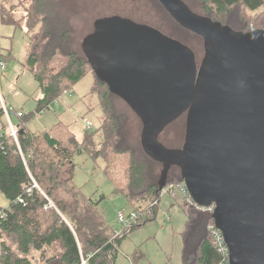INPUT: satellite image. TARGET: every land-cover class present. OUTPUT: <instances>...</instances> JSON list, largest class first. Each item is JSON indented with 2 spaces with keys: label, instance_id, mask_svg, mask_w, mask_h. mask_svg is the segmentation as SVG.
<instances>
[{
  "label": "trees",
  "instance_id": "trees-1",
  "mask_svg": "<svg viewBox=\"0 0 264 264\" xmlns=\"http://www.w3.org/2000/svg\"><path fill=\"white\" fill-rule=\"evenodd\" d=\"M5 1L0 4L1 23L13 24L16 27L12 20L14 7L11 4L8 7ZM29 1L25 10L31 32V36H28V33L26 35L29 42L26 67L37 81L41 94L35 112L49 110L48 105L55 104V100L59 103L66 92H72L75 84L91 72L94 76L91 91L98 93L100 99L98 105L101 106L103 116L101 149L91 152L93 156L91 157L93 159L101 157L104 160L103 172L112 182L114 192L124 195L130 205L131 209L126 214L136 211L143 216L137 224L123 228L122 233L112 238L114 231L107 226L98 207L105 196L101 195L97 201H93L92 197L85 196L81 187L73 182L74 166L71 163L73 154L80 146L86 152L87 144L94 146L93 137L98 130L93 131L90 129L91 126H85L83 138L78 143L69 125L62 121H57L50 128L36 133L26 130L22 123L28 118L23 113L20 116L21 129L17 132L18 144L8 136V131L0 135V198L8 203L7 207L0 203V264H32L30 252H48L53 244L58 245L56 256L46 264H81L82 260L85 264H114L118 248L126 234L156 219L159 206L150 212L154 204L150 206L149 203L159 193L158 180L162 163L149 155L142 146V121L139 116L137 117L141 121V128L138 137L132 143L126 140L124 132L127 116L124 112L118 111L112 98L113 94H117L112 92L108 83L95 73L87 56L81 52L79 47L83 39L78 46L76 31L68 22V17L58 12L60 6L58 0ZM155 1L160 4L178 31L166 34L146 25L164 36L179 40L192 50V40L200 43L203 48L201 60L197 62L200 66L205 56L203 37L179 24L158 0ZM198 1H200L198 6L201 7L195 9L189 0H183L197 15L241 31L251 29L246 14L252 12L253 15L259 9H264V0ZM200 8L203 10L201 13ZM100 18L103 17L97 19ZM263 25L264 20L252 24L255 28ZM34 30H37V34L32 33ZM0 55L5 62L9 59V52L5 54L1 48ZM180 116L169 121L158 133V141L163 145L165 143L159 139V135L170 123V125L176 123ZM5 127L8 128V122L1 107L0 128ZM167 132L168 130H165L164 136L168 141L163 139L166 145L172 147L171 149L181 148L185 130L183 129L180 141V132L173 131L172 136L176 137L170 139L172 141L168 139ZM121 156H126L125 163L122 164L124 167L122 174L125 175L116 172L122 181L110 172L111 164ZM119 160L116 159V164L120 163ZM65 162L69 163L67 174L62 171ZM63 175L65 177L61 178ZM34 181L39 188L41 186L44 188L42 189L44 194L34 186ZM166 182L184 183L180 167L176 165L170 167ZM175 191L184 197L178 189L172 190ZM65 194L70 196V201ZM59 195L61 197L58 198ZM51 200L55 201L58 210L55 206V208L48 206ZM194 205L187 202L181 204L187 217L181 232V264H218L221 257L212 245L208 230V225L213 222L212 213L197 209ZM150 213L152 215L148 216ZM164 213L168 214V211ZM169 220L170 218L167 221ZM5 237L13 240L16 256L3 241Z\"/></svg>",
  "mask_w": 264,
  "mask_h": 264
},
{
  "label": "water",
  "instance_id": "water-1",
  "mask_svg": "<svg viewBox=\"0 0 264 264\" xmlns=\"http://www.w3.org/2000/svg\"><path fill=\"white\" fill-rule=\"evenodd\" d=\"M158 1L203 37L200 66L186 45L115 17L95 20L83 52L141 119L142 146L162 163L159 190L170 167H180L193 202L214 205L229 264H264L263 29L236 30L197 15L183 0ZM183 112L182 147L167 148L158 133Z\"/></svg>",
  "mask_w": 264,
  "mask_h": 264
},
{
  "label": "rangeland",
  "instance_id": "rangeland-1",
  "mask_svg": "<svg viewBox=\"0 0 264 264\" xmlns=\"http://www.w3.org/2000/svg\"><path fill=\"white\" fill-rule=\"evenodd\" d=\"M29 2V0L5 1V4L8 7L10 4L14 7V11L12 10V20L14 21L16 27H14L13 24H4L3 22L0 24V48L4 51L8 49L10 44H13L14 50H11V57L9 56V59L5 64V67L12 64L11 66L13 68V72L22 70L21 64L22 60H24L26 47L28 45V38L26 35L27 33L28 36L31 34V32H29V23L25 12ZM58 2L60 3L58 12L63 13L62 15H65L66 18L68 17V22H70L76 31L78 46L80 41L85 36L94 31V21L99 17H115L113 21L120 22L125 19H129L137 24H147L159 32H164L166 34H171L172 31H178L163 11L160 4H157L155 0H58ZM189 2L195 9L200 6H198L200 3L198 0H189ZM1 3H3V0H0V4ZM202 11L203 10L200 8V13ZM246 16L251 26V29L248 31L260 28H255L252 24H256V22L264 20V9H259L254 12L253 15L252 12H249ZM36 31L37 30H34L32 33L35 32L37 34ZM173 40L179 42L177 39ZM191 44L194 51L191 48L190 50L194 53L196 62L199 63L203 55V48L200 43H195L193 40L191 41ZM79 48L82 52L81 47ZM5 54H7V52H5ZM19 74H21V71L17 75ZM5 77L6 79L1 77L0 81L1 95L9 103L12 100L13 95L10 91L13 88H15L16 91L18 90L17 93L19 96H16V98L11 102V105L15 106L17 109L19 108L16 107L18 106L17 101L20 99L23 100L21 101V105L24 111L22 112L27 115V129L30 131L36 133L44 127H49L57 121H62L69 125V128L74 133V139L79 143L83 138V132L86 129L85 126L88 122L91 124V130H98L94 133V146L87 144L85 146L87 152L80 146V148H78V150H76L73 154L71 159V163L74 166L73 182L81 187L80 189L85 196L92 197L93 201H97L101 195L105 196L99 203V213H101L107 226L114 231L113 235L111 234V231H109L112 238L117 235L116 233H122L123 227L121 223L117 222L116 215L120 210L125 214L128 213L131 209L130 205L124 195L114 192L112 182L103 172L105 165L104 160L101 157L93 159V156L91 155V152L94 153L96 150L101 149L100 143L103 138L101 128L103 124V116L101 106L98 105L100 99L98 93L91 91L94 80L93 74L88 72L81 80H79L75 84L71 93L66 92L57 105L53 104V110H42L41 112H35V110H33L35 108L36 95L38 96L40 92L37 89V82L34 80L33 74L26 67L24 68V75L17 81L14 80L11 73L10 75L6 73ZM95 85L96 84H94V86ZM20 87L28 90L25 95L26 97H23L24 95L20 94ZM112 98L115 100L118 111L124 112L127 116L125 121L126 130L124 133L126 140L132 143L138 137V133L141 128V121L124 99L114 94ZM185 122L186 112H183L179 120H176V123L173 125H170V123L168 127L161 132L159 139L165 143L164 146L170 148V146L166 145V141L168 140L164 136L165 130H168L167 137L169 140L176 137L174 135L172 136L173 131H176V133L180 132V141L183 136V129L185 130ZM78 135L80 137L79 139L77 137ZM116 159H120V163L116 164ZM116 159L111 164L110 172L111 175L116 178L118 177V179L122 181L120 175H125L122 174L124 172L122 164L123 162L125 163L126 156H121ZM64 164L65 165L62 166V171L64 170V173L67 174L69 163L65 162ZM154 167L158 168L156 165H154ZM116 171H119L118 173L121 174L119 175ZM64 177L65 175L61 178ZM34 182L36 183V181ZM166 185L169 186L167 189H171L174 186H177L176 189L178 190L181 189L179 182H166L163 188H165ZM39 189L44 194V188L41 186ZM160 192L161 189L159 190L158 196L149 203L150 206L151 204H154L151 207L150 212L154 207L159 206L156 219L148 221L143 225L132 229L126 234L118 248L114 264H181V232L184 229L187 219L181 204H184L187 201L176 191L172 192L171 190H167V192L163 194H160ZM59 197H61V195H59L58 198ZM69 197L70 196L67 197L68 201H70ZM49 203L56 207L54 204L55 201H49ZM187 204L194 205L192 202H187ZM198 206L195 207L199 209ZM210 206H213L214 208L213 204ZM55 209L58 210L57 207ZM164 211H168L169 215L167 213L165 214ZM163 213L165 214V218L163 217ZM151 215L152 214L150 213L148 216ZM168 218H170L169 221H167ZM3 241L11 250H13L12 253L16 256L17 252L14 251L15 245L13 240L10 237H5ZM57 246V244H53L50 247L51 250L49 249L48 252H30L29 258L31 263L46 264L48 260L54 259L57 253Z\"/></svg>",
  "mask_w": 264,
  "mask_h": 264
},
{
  "label": "built area",
  "instance_id": "built-area-1",
  "mask_svg": "<svg viewBox=\"0 0 264 264\" xmlns=\"http://www.w3.org/2000/svg\"><path fill=\"white\" fill-rule=\"evenodd\" d=\"M0 24H1V10H0ZM260 28L263 29V32H264V25ZM5 63L6 62L2 59V57L0 55V77H1L3 70L5 69ZM69 93H71V92H69ZM54 103L57 105L58 101L55 100ZM1 104H2V110L4 112V116L8 122V136L12 137L15 140V142L18 144L17 132L19 129L11 123L10 115L12 113H14L16 116L20 117L23 114V112L20 110H15L13 107L5 105L3 102ZM48 109L52 110L53 105L49 104ZM86 126H91L90 122H88V124ZM0 135H1V133H0ZM34 186L39 189V187L37 186V184L35 182H34ZM179 186L181 189L178 191H180L182 193L185 200L187 202H190V203L192 202L193 204H195V206H198V205H196V203L193 202V200L189 196V194L186 190L185 184L179 183ZM167 188H169V186H166L165 188L161 189L160 194L167 192V190L172 191L174 188H177V186H174L171 189H167ZM29 190L30 189H28V191ZM19 201H21V199H19ZM48 206L54 207L53 204H51V203H49ZM198 207L200 210H204V211H208V212L213 211V206H208V207L198 206ZM142 216H143L142 213H140V212L138 213L136 211H132L129 214H125L124 212L120 211L117 213V222L121 223L122 227L125 228L128 226L137 224L139 222L140 218H142ZM208 230L210 232L212 245L221 257L220 260L218 261V264H229V251H228V247H227V245L223 239L221 231L215 226L214 223H211L208 225ZM116 234H119V233H116ZM81 264H85V261L82 260Z\"/></svg>",
  "mask_w": 264,
  "mask_h": 264
},
{
  "label": "crops",
  "instance_id": "crops-1",
  "mask_svg": "<svg viewBox=\"0 0 264 264\" xmlns=\"http://www.w3.org/2000/svg\"><path fill=\"white\" fill-rule=\"evenodd\" d=\"M15 27V26H14ZM29 43V42H28ZM10 49V50H9ZM11 50H14V48H13V44H10L9 45V47H8V49H6V50H4V52H9V56L11 57V55H10V52H12ZM27 54H28V45H27V47H26V51H25V55H24V60H22V64H21V66H22V70H17V71H15V72H13V68H12V64H10L8 67H5V69L3 70V72H2V74H1V77H3V79H6V77H5V75H6V73L7 74H9L10 75V73H11V75H13V77H14V80H19L23 75H24V68L26 67V59H27ZM6 64V63H5ZM18 66V65H17ZM27 68V67H26ZM21 71V74H19V75H17L19 72ZM17 75V76H16ZM16 76V77H15ZM1 77H0V81H1ZM35 80V79H34ZM36 81V80H35ZM37 82V81H36ZM20 94H22V95H24L23 97H26L25 95H26V93H27V89H23V88H21L20 87ZM37 89H38V91H39V88H38V83H37ZM18 92V90L16 91L15 90V88H13L11 91H10V93H12L13 95H12V100L8 103L3 97H2V95H1V89H0V108L2 107V102L5 104V105H7V106H11V107H13L15 110H20V111H24L22 108V105H21V101H23V100H19V101H17L18 102V106H16V107H19V108H15V106H13V105H11V102L16 98V96H19V94L17 93ZM40 92V91H39ZM38 93V92H37ZM36 93V94H37ZM35 94V95H36ZM41 96V94H38V96L36 95V103H37V100H38V98ZM36 103H35V108H36ZM35 108L33 109V110H35ZM53 110V109H52ZM20 117H18V116H16L14 113H12L11 115H10V121H11V123L15 126V127H17L18 129H21V127H20ZM56 123V122H55ZM55 123H53L52 125H50L49 127H44L43 129H48V128H50L51 126H53ZM23 124V126H25L26 127V130H28V131H30L29 129H27V124H28V121L27 122H24V123H22ZM43 129H41V130H43ZM8 131V128L7 127H5V128H0V133L2 134L3 132H7ZM40 131V130H39ZM30 132H32V131H30ZM36 132V131H35ZM78 137V139L80 138L79 137V135L77 136ZM0 203H1V205L2 206H4V207H7V205H8V203L6 202V201H4V199L3 198H0Z\"/></svg>",
  "mask_w": 264,
  "mask_h": 264
},
{
  "label": "flooded vegetation",
  "instance_id": "flooded-vegetation-1",
  "mask_svg": "<svg viewBox=\"0 0 264 264\" xmlns=\"http://www.w3.org/2000/svg\"><path fill=\"white\" fill-rule=\"evenodd\" d=\"M80 47H81V49H82V52H83V46H82V45H80ZM83 54H84V52H83Z\"/></svg>",
  "mask_w": 264,
  "mask_h": 264
}]
</instances>
